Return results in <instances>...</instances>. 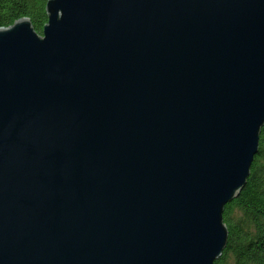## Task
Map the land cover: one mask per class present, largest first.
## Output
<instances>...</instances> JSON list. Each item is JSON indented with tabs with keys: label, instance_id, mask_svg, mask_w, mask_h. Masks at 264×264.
Segmentation results:
<instances>
[{
	"label": "water",
	"instance_id": "water-1",
	"mask_svg": "<svg viewBox=\"0 0 264 264\" xmlns=\"http://www.w3.org/2000/svg\"><path fill=\"white\" fill-rule=\"evenodd\" d=\"M0 28V264H214L264 126V0H47Z\"/></svg>",
	"mask_w": 264,
	"mask_h": 264
},
{
	"label": "trees",
	"instance_id": "trees-1",
	"mask_svg": "<svg viewBox=\"0 0 264 264\" xmlns=\"http://www.w3.org/2000/svg\"><path fill=\"white\" fill-rule=\"evenodd\" d=\"M47 0H0V28L28 18L38 34L47 24ZM223 221L227 245L214 264H264V126L250 176L240 195L227 204Z\"/></svg>",
	"mask_w": 264,
	"mask_h": 264
}]
</instances>
